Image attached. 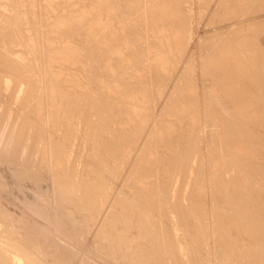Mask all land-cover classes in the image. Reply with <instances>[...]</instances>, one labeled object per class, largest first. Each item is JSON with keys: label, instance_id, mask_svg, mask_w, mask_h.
Instances as JSON below:
<instances>
[{"label": "rangeland", "instance_id": "obj_1", "mask_svg": "<svg viewBox=\"0 0 264 264\" xmlns=\"http://www.w3.org/2000/svg\"><path fill=\"white\" fill-rule=\"evenodd\" d=\"M42 1L40 0V2ZM179 2L174 1L172 3L171 10L173 12L174 18L171 16L167 19L168 22L166 23V26H168V32L165 36H161L158 33L153 32V28L146 24L145 17L143 16L146 8L145 0L144 1L114 0L113 18L118 19L120 25L122 24L121 20H124L123 23V25L125 24L124 40L126 43L129 44L131 51H133L136 54L137 58L134 62H132L130 65L127 66L122 65L123 66L122 67L121 63L117 64L118 67L116 65H113L116 67L115 69L117 72L114 73L116 75L115 76L114 74H106L104 72H107V70H103L99 68L100 65L99 57H101V54L97 53L95 58L97 66L89 70V72L87 73L91 77H96L97 75H99L100 78L108 79L111 80L112 82L117 81L119 83H122L123 85H128L127 88L131 86L130 88L134 89L133 92L134 94L135 92L137 93L140 92L141 90L142 92L140 93H144L147 97V100L148 98H150L149 102L146 104L147 112H145V114L142 116L140 120V123L142 125L139 126V128L133 127V130L132 129L128 130L130 119L125 116L128 115L126 111L129 110V106L132 103L131 101L132 99L126 102L125 98H121L113 93L106 92L108 94L107 95L103 91V86L99 82H95V80H93L95 86L97 87L96 93L97 95L100 96V97L96 96V98L108 102V108L111 113L110 115L114 114L113 115L114 120H117V124L119 126L118 130L119 131L122 130L121 132H123L124 130L125 132L128 131L126 134L124 133L128 139L127 141H129L130 144V146L129 144H127L129 146L128 153L124 154L123 152H118L115 149H113L114 153L110 155L108 158H105L103 156L97 158V156H94L93 155L94 153H92L94 152L93 151L94 147H92V145H90L86 141V139H84L85 137L90 138V135L87 133V131L84 130V125H82L83 123L78 121L79 124L77 122L75 125L76 128L75 136L77 137L79 135L78 137L79 139L76 137L72 138L70 151L73 152H69L68 155L69 161H67V159L65 161L64 160L62 161L63 164H60L61 168H58L57 162H59V160L56 159H59V157L57 156L63 154V151L57 150V148H59L61 145L57 144L58 146H56V141H55L56 138L54 136L58 135V133L61 132V134H59L60 135L59 137L62 136L64 137V133H63L64 129L63 128L58 129L57 131H55L57 133H55L52 130L53 124H56L59 121L55 117L56 116L55 107H54L55 101L53 100H56V97L54 98L52 89H54L56 92L55 95H57L58 97V103L61 105V114L63 116L68 108V104L61 98L62 94L57 83L55 81L52 82L51 80L52 78L50 77V75L52 76V73L49 74L46 71L47 68H49V70L48 69L47 70L50 71V67L49 66L47 67V64L45 62L47 61L49 64L50 58L49 56L46 57L45 52L47 49L45 48L46 45L44 46V44H47L49 40L48 28L50 25L49 23L46 22L47 12L44 9L42 11L43 5H41L42 3L41 4L39 3L37 4L38 8H37V14L35 16L36 19L32 18L33 16L27 13L28 15L27 28H30L34 30V32H36L38 39L37 42L39 43L36 44V46L38 45L39 48L38 46L34 47V50L36 52L35 55L41 58V61L39 60V58L38 60L42 62V64L43 63L46 64V65L43 64L44 65L43 66L40 63L41 66H43L41 67V71L39 69L37 70V68L34 65L29 66V69L32 71L34 75L39 74V77L41 78L39 83L42 82L41 83L42 86L40 84L41 87L40 89H42V87L43 89L46 88L45 90L42 89V91L40 92L42 96L44 95L43 98H41L42 96L40 95L38 96L42 100L45 98L44 101H47L49 104L51 101H52L51 103L54 102V104H51L50 107H52L53 111H50L51 108L49 107V110L47 108L49 104L42 101V104L46 103L45 106L48 104L46 108H44L45 106L43 107L42 105L43 108L42 111L43 113H46L47 116L45 115L46 117L43 116L40 117L41 118L40 122H38L39 124L35 123L36 126L35 127L34 123L32 122V118H35V115L33 114V112H31L33 116L30 114L32 116V118H30L31 116L29 117V114L27 113L31 111L32 96L30 98L29 96L31 94L29 96L25 95L24 97L25 99L21 96L24 95L25 93L26 85L24 86V83H21L20 84L21 87L18 85L17 88L7 87L5 85L6 86L5 88L4 83L6 82V80L7 81L11 80L9 73H7L9 72V70L6 71V69H4L5 68L4 66H2L4 68H1L0 66L1 69L0 71H2L0 72L2 73V75L0 74V81L3 80V76L5 75L4 77L5 79L3 80L4 83L2 81L0 82L1 85L3 84L2 86L4 87L3 88L2 86H0L2 90L4 89L3 90L4 95L3 92L0 93V111H1L0 112V235L1 238L2 235L7 238L11 237L10 239L16 242L17 245L20 246L22 251L23 250L27 251V252L25 251V254L28 257L30 254L32 255V256L30 255V259L32 258L33 263L36 260L37 262L35 264L37 263L39 264V262L42 264H179L180 263V259H176L177 257L174 251H171L173 252L172 254L167 249L168 238L162 234L163 232L162 229L164 227V224L166 225L167 228L168 226L167 224L170 221L171 222L169 223V226L170 225L171 227L172 225L175 226L177 221H175L176 215L175 213H173L174 210L172 208L173 206L172 203L175 202L179 203L180 200L183 202L184 197L186 196L184 194H186L187 191L189 190V186H187L189 185V183H187L189 182V175L188 173L186 175L185 174L186 172L184 170V168L185 169L187 168V165L185 164L187 155H186V159L183 158L185 157V155L183 157L181 156L183 154H186L187 152L186 153L184 152L188 149H186V147L184 149V145H181V148L175 147L176 149L169 151L170 147H171L170 149H172V146L170 145L172 141H174L175 139L171 138L172 139L171 141L164 142L165 138L162 139L163 138L162 134H164L167 130L166 124L168 123L175 124L176 123L175 121H178L180 119L179 117H182V119L185 118V120L189 122L188 124H192L191 127L193 125L196 126V127L193 126L192 128L193 130L190 129L191 132L196 133L200 131L199 135L198 134L197 135L201 138L200 140L201 142L203 140H208L209 138L211 139V137H209L210 135L208 134L209 133L208 131H210L209 125L212 122L210 119L212 115L210 117L208 116V119L207 118L204 119V115L205 117H207L206 113L208 114V110H204V108L205 109L206 107L211 108L214 112H216L220 108L217 106L215 102L211 103V101L215 100L217 97H220V95H222L223 92L227 91V86L225 85V83H220L216 79H214L217 69L212 63L211 59L212 58L214 59L215 57L223 56L224 59L229 57L230 60L233 61L236 60L240 72H241V67H246L251 70L255 66H256L255 67L256 70H258V68L259 69L264 68V0H206L204 2L206 4L205 10L203 9H202L203 11L201 10L202 13H204V15L201 14L200 15L201 17L199 16L198 18V22L200 23L198 24L199 26L198 33L196 36H193L192 31L194 28L192 27L193 21H191L190 37H188L189 35L187 36V31L189 27L188 22L190 23V17L191 20H193V17L191 15H189L188 17L187 12L185 11V7L188 5L187 11L192 13V10H194V8H192L191 5L192 0H179ZM44 4L46 5V3ZM5 7L6 4L5 5L3 4V6H1V2H0V14H1L0 38L6 44L5 46L7 50H11L9 51L11 52L9 53L10 55L13 54V56L17 58L21 57L23 59L22 60L23 62H25L24 60H26L25 58H27L26 56H28V59L30 58L28 62L30 61L32 62L31 51H29L27 46L24 45L22 42L17 41L14 37L15 35H12V30H11L12 27L9 25L12 22L10 21L9 24L8 22H5L8 19V17L11 16V20L13 21L12 24L15 25L17 23L16 21H18L19 19L17 17L18 16L17 8L16 6L11 7L12 9L10 7H6V8ZM119 12L123 14V19L119 17L118 15ZM40 13L41 14L44 13L45 16L43 14L41 15ZM194 13L197 14V12ZM14 25L12 26L14 27ZM79 26L80 27L75 29L79 34V38H80L79 41L94 46L96 50L100 49L103 54L102 49H105L104 45L99 46V42H97L98 40L95 38L92 39L90 36L85 34L83 31L84 30L83 26L81 25ZM176 35L178 36L179 39L178 41L174 39ZM42 45L44 46V49L43 47L40 48V46ZM37 48L39 51L37 50ZM41 49L45 51H42ZM28 62L27 64H31V62L30 63ZM121 67L124 68L125 72L122 71ZM13 69L16 70L15 68H12V72L10 71L12 74L14 72L16 73V71H14ZM11 73L10 75L14 76V74L12 75ZM244 73L246 72L244 71ZM117 75L119 77H122L124 75V80L123 81L117 80L115 78L117 77ZM20 80H22V78L18 79L17 81ZM233 81L234 84L237 82V80L235 79ZM263 82H264L263 78H258L256 82L257 87L261 85ZM253 87L254 88L256 87L255 81L253 82V85L250 88L252 89ZM11 88L13 89V91ZM48 89H50L51 92ZM259 90L261 91L262 89L259 88ZM8 92L10 93L13 92L12 94H10L12 97H10L9 94H8L9 96L6 94ZM13 94L15 95V97ZM18 96L20 98L22 97L21 99L25 101L24 104L22 105L18 104L17 102ZM13 97L15 98L13 99L14 101L12 100ZM48 97L50 98V100L53 98V100L50 101ZM9 98L11 100H9ZM29 100L31 101L30 103ZM10 101H13L14 105L11 106L12 102L10 103ZM25 104L28 107L29 106L30 107L28 108ZM17 105L20 106L16 107ZM182 106L186 107L188 110H190L193 113V115H195L196 118L189 119L191 120V123L188 120V118H186V116L182 115V111H183ZM19 107L20 109L22 108L21 111L19 110ZM12 109H14L15 112H12L14 111ZM28 109L30 110L27 111ZM45 109L46 112H44ZM18 111H20L19 115L22 114L20 117H22L23 114L24 115L27 114L26 116L28 118L26 116H23L24 119L21 118L23 119V121L19 120L24 124L26 123L25 125L27 126H24V124L18 122L19 127H17V123L15 121L18 115L17 113ZM47 111H49V113L52 112L51 114L53 116L50 115ZM49 115L52 118L54 117L53 118L54 123H51L53 119L49 120L51 118V117L49 118ZM13 117L15 118V120ZM187 117H189V115ZM42 118L45 120L47 119L45 123L42 122L43 120ZM177 118L178 120H175ZM206 119L210 121L208 123L209 125L206 123V121H204ZM173 120L175 121L173 122ZM28 121L32 123V125L28 126V124H30ZM62 122L65 123L64 121ZM198 122H200V124ZM122 123L124 124V126L122 125ZM20 124L22 126V129H20L21 128ZM197 124L199 126H197ZM120 126L123 127L120 129ZM13 127L16 128L14 129ZM17 128L22 131L17 130ZM24 129H27L25 131L29 130L28 132H25V135L22 133ZM114 129H115L114 132L118 131L116 128ZM195 129L198 131H196ZM207 129L208 131L206 132ZM11 130L14 132H11ZM18 131L21 132L20 136L24 135L26 139L22 137V139L19 140L20 136H18L19 135ZM121 132H116V135L119 136ZM12 133L13 136L11 137ZM9 135L11 138L9 137ZM51 135H53L52 138L54 137V139L50 137ZM14 137H16V139ZM202 137L205 139H202ZM207 137L209 138L206 139ZM75 138L78 140H74ZM52 140H54L55 142L54 144ZM178 145L179 144L177 143V146ZM73 146L76 147H74L72 150ZM77 146L78 148L80 147L81 148L77 152H75ZM113 146H115V144H113ZM37 147H41V148L43 147V148L39 150V148ZM96 148L97 146L94 148V150ZM59 149H63V148L60 147ZM177 149L178 151H176ZM41 150L43 151L44 154L42 153L39 154ZM59 151L61 152L59 153ZM150 152L152 153L155 152L157 154L153 155ZM165 152H166L165 155H169L170 153L177 154L176 155L177 157L174 156V158L171 155L170 160H172V163L173 162L175 163L174 166L177 167V168L175 167L176 175L179 176H175L176 181L174 180L172 186V192L168 195L167 200H165L167 198L166 195L163 194L160 195H162V197H166L164 199L158 197L159 193L157 194L152 193L151 194L152 196L148 195V198L154 196L156 201H158L159 199L162 200L161 203L164 202V204L161 205L165 207L164 208L165 211L161 210L163 212L162 213L160 211V208L163 207H161L160 204L154 205L153 208H150L152 207L151 205L150 206L146 205L147 207H149V209L148 208L146 209L145 211L146 213H150L151 211H153L151 209L155 208L153 211L154 214L153 212H151L154 215V219L152 215L148 214L150 215L151 220L152 219L154 220V221L152 220V223L154 222L153 223L154 227L149 228L150 230L149 231L148 227L150 226L148 224H145L146 220H143V222L141 220L142 216L143 219H145L144 218L145 214L142 216L139 215L141 213H144L141 212L142 210H140L143 208V206H139V204L134 203V201H136L137 198H139L137 197L139 196L137 193L140 190L137 188L138 187L137 184L138 181L140 180L139 177L141 176L142 172L147 171V165L151 164L150 163L151 161H148L149 160L148 156L157 157L159 155L164 154ZM167 152H169V154H167ZM178 152H181L183 154L180 153L178 154ZM97 153L98 152L95 150V155ZM70 155H73L71 156V159L69 158ZM76 156H78V158ZM172 158L174 159V161ZM181 158H183L184 160L183 159L181 160ZM179 160L181 161L180 164L182 165L179 164L180 162ZM109 162H113L115 168L109 169L110 166ZM184 165L186 166L184 168H181L183 169L182 170L183 172L178 171L179 174H177V170H179L180 166L183 167ZM75 166L79 168V169L76 168V170H78L77 173L78 176L83 175L84 170H89L96 178L102 176L105 179L106 181L105 189L107 192L108 199L100 203L96 208H93V206H90L88 208L85 206H81L82 204L80 200L83 194L80 192L78 193V190L77 191L74 190L76 188L73 189L71 188V186L76 187L75 184L77 183L78 180L77 179L78 177L77 175L75 176L76 173L74 172ZM59 169H63V171ZM56 171L58 173H56ZM180 172L182 174H180ZM59 173L60 175L61 174L65 175L66 178L64 176L62 177L61 175L62 177L61 180L60 175H58ZM71 174L74 175L73 176L74 179ZM177 178H179L180 180ZM70 180L73 181L75 180V181L74 182L72 181L70 183ZM244 180L246 182L247 188L250 190V193L256 192L255 197H259L258 210H261L263 213L264 181L258 182L259 178L258 177L253 178V175L250 177H244ZM60 182L61 184L66 183V186H68V188L67 187L64 188L66 192L68 191L67 193L71 192L69 193L70 196L64 193L65 192L64 188H61L63 186L59 187L60 189L63 190H59L58 186L60 185H58V183ZM235 187L238 189H242V187L239 184H235ZM56 188L58 190H56ZM66 188L67 189L71 188V189L67 190ZM58 191L60 192L64 191L63 193L65 195L62 192L60 193ZM60 194L61 196L62 195L64 196L61 197ZM71 194L73 195V197ZM175 194H177L178 197L175 196ZM78 195L79 197H77ZM246 195L247 194H245L244 196L237 195L235 197L236 201L237 202L243 201V198L246 199L248 197V196L246 197ZM58 196L59 198L60 197L61 198L59 199ZM65 196H68L69 198ZM73 198L76 200V203L73 202L75 201ZM119 198L126 200V202H128L129 205L130 204L132 206L134 205V207L132 206L130 207L128 204L127 207H125V205H122L121 207L120 204L117 203V199ZM67 199H69V201L71 200L70 201L71 205L68 204L69 202H67L68 201ZM77 200H79L81 205H79ZM155 206L160 207V208L157 207L159 211L156 209ZM169 207L171 208L169 209ZM136 208H138L139 211ZM167 210L168 212L172 211V213L170 212L172 217L167 212ZM156 212H158L159 214L161 212L163 215L165 214V212H167L166 213L167 216L164 217L165 215L162 216V214H160L161 215L160 216ZM164 219L167 221L164 222L165 221ZM141 222L144 223V225H142ZM161 222H164V224L162 225ZM182 224H180L181 227ZM147 225L148 227L145 228V226ZM184 226L187 227V225L185 224ZM186 227H184L185 229L184 228L182 229L183 231L181 230L177 232L173 231V234L175 233L174 235H176L178 233L181 234L183 232L184 234L183 233L182 234L184 235V240L187 238L191 240L192 239L191 232H189L190 231L189 227L187 229ZM106 232L110 233L109 234L110 239L106 237L105 235ZM186 232L187 233L189 232L187 234L188 237L187 236L185 237ZM112 236L114 239L112 238ZM215 238L216 236L211 237L210 242L213 244H211L212 247L210 249V254L208 259L210 260V264H222L223 257L221 256V250H220L222 249V247L218 243L219 241L218 238H216V243H215ZM187 240H185L186 244H188L189 242V240L188 241ZM21 242L24 244H22ZM114 244L116 247L115 248L116 251L114 249ZM188 246L189 245H187V247ZM146 247H147V251L148 250L149 252L150 250L152 251L150 252V254L145 256L148 253L145 250L146 253L145 254L143 253L142 257L145 256L146 258L144 257L142 258L140 257L142 252L140 251L141 249L142 251H144ZM109 248L111 250V253H109ZM140 258L142 259V261ZM147 259L150 260L147 261Z\"/></svg>", "mask_w": 264, "mask_h": 264}, {"label": "bare ground", "instance_id": "obj_2", "mask_svg": "<svg viewBox=\"0 0 264 264\" xmlns=\"http://www.w3.org/2000/svg\"><path fill=\"white\" fill-rule=\"evenodd\" d=\"M142 1H144V0H142ZM174 1L179 2V0H145L146 8H145V12H144L143 16L145 17L146 24L153 28V32H156L161 36H165L167 34V32H168V26H166V23L168 22L167 19L171 16L174 18L173 12L171 10V5ZM205 1L206 0H192L191 5H192V8H194V10H192V13L187 11L188 5L185 7V11L187 12L188 17H189V15H191L193 17V20H191V17H190V23L188 22V25H189L188 31H187V36L189 35L188 37H190L191 21H193L192 27L194 28L192 31L193 36H196L198 33V30H199L198 24H200L198 22V18L201 14L204 15V13H202V11L205 10V5H206L204 3ZM0 2H1V6H3V4L4 5L6 4V7H10V8L16 6L17 14H18L17 17L19 18V19L16 18V19H18V21H16L17 23L15 25L12 24L13 21L11 20V16H9L5 22H8V24L10 23V21L12 22L11 24H9L13 28V29L11 28L12 35H15L14 36L15 39L19 42H22L24 45H26L27 48L29 49V51H31V53H32V55L30 53L32 62L30 61L31 64H27L28 60L30 59V58L28 59V56H26L27 58H25L27 61L24 60L26 62L25 63L22 61L23 59L21 57H20L21 58L20 59V58L14 57L13 54L10 55L9 53H11V52H9V51H11V50H7V48L5 46L6 44L0 38V66H1V68L5 67L4 69H6V71L9 70V72H7V73H9V76L11 79V80L9 79L10 81L6 80V82L4 83V81H3L5 79L4 78L5 75H4L3 80H1V81L4 83L5 88H6V86L17 88V86L18 85L20 86L21 83H24V86L26 85L25 93H24V95H21V96L23 98L25 97V95L29 96L31 94L29 96L30 98L32 96V98H31V100H32L31 111L27 112L30 110V109H28L26 112L29 114V117L32 115L31 112H33V114L35 115V118H32L33 115L30 117V118H32V122L34 123V126H35V123L40 122V119H41L40 117H42V116L46 117L47 116L46 113H43V111H42V109H43L42 105L44 107L45 104L48 102L44 101L45 98L43 100L41 99V98H43L44 95L42 96V94L40 93L42 91L43 87H42V89H40L41 88L40 84L42 82L39 83L41 80V78L39 77V74L34 75L32 73V71L29 69V66L34 65L37 68V70L39 69L41 71V67H43L44 66L43 64H45V63L42 64V62H40L41 58H39L35 55L36 52L34 50V47L36 46V44H39V43L37 42L38 39H37L36 32H34V30H32L30 28H27V24H28L27 13L32 15L33 16L32 18H35L36 14H37V8H38L37 4H39V3L40 4L42 3L41 5H43L42 11L44 9L47 12L46 13L47 14L46 22L49 23V25H50L48 28L49 40H48L47 44H44V46L46 45L45 48L47 50H46L45 54H46V57L49 56L50 61H49V64L47 61H45V62L47 64V67L48 66L50 67L51 72L48 71L49 68H47L48 70L46 69V71L49 74L52 73V76L50 75V77L52 78L51 79L52 82L55 81L57 83V85L60 88L61 94H62L61 98L65 102H67V104H68V108L65 111L64 116H63L61 114V105L58 103V97H57V95H55L56 92L54 89H52L54 98L56 97V100H53V98H52L53 96L51 97L52 98L51 100L55 101V106H54L55 107V114H56L55 117L57 118V120H59L56 124H53L52 130L55 132L58 129H61V128L64 129V132H63L64 137L63 136L59 137L60 136L59 134H61V132H59L58 135H56L57 137L54 136L56 138V140H55L56 146H58L60 144L61 145L60 147L63 148V149H59L60 147L57 148V150L63 151V154H61V155L58 154L59 156L56 155L57 157H59V159H56V160H59V162H57L58 168H61L60 164H63V162H62L63 160L65 161L67 159V161H69L68 160L69 152H73V151H70L71 150L70 145H71L72 138L76 137L75 136L76 135L75 134V132H76L75 131L76 130L75 125L78 121L83 123V124L82 123L81 124L84 125V130L87 131V133L90 135V138L85 137L84 139H86V141L90 145H92V147L95 148L97 146V148L95 150L98 153L96 155H95L94 148H93L94 152L91 151L92 153H94L93 154L94 156H97V158L102 157V156L105 158H108L110 155H112L114 153L113 149H115L118 152H123L124 154H127L130 144H129V141H127L128 139L125 136V134L128 131L126 130L127 132H125V130H124L123 132H121L122 130H120V131L118 130L119 126L117 124V120H114V116H113L114 114L110 115L111 113H110V110L108 108V102L105 100L96 98V96H98V97H100V96L97 95V93H96L97 87L95 86L93 80H95V82H99L103 86V91L105 94L113 93V94H115L121 98H125L126 102L132 99L131 100L132 103L130 104L131 101L129 102V104H130L129 110L126 109L127 110L126 112L128 113V115L125 116V114H127V113L124 114L125 117H128L130 119L128 130H130V129L133 130V127L139 128V126L142 125L140 123V120H141L142 116L145 114V112H147L146 111V109H147L146 104L149 102L150 98H148V100H147L146 95L144 93H140V92H142L141 90H140V92H137V93L135 92V94H136L135 95L133 93L134 89L130 88L131 86L129 88H127L128 85H123L122 83H119L117 81L112 82L111 80L100 78L99 75H97L96 77H91L87 73V72H89V70H91L92 68L97 66L96 61H95L97 53L101 54V57H99V60H100L99 68L103 69V70H107V72H104L106 74L117 73L116 69H115L116 67L113 65L117 66V64L121 63V66L122 65L127 66V65H130L132 62H134L137 58L136 54L133 51H131L129 44L126 43L124 40V33H125V24L123 25L124 20H121L122 24L120 25L119 20L116 18H113V16H114V11H113L114 0H44L42 2H40V0L39 1L38 0H0ZM44 3H46V5ZM179 4H180V2H179ZM193 5H194V7H193ZM194 12H197V14ZM10 14H11V12H10ZM42 14L45 16L44 13H42ZM118 15L121 19H123V14L121 12H119ZM201 23H202V21H201ZM5 24H7V23H5ZM12 25H14V27ZM79 25L83 26V28H84L83 31L85 34L90 36L92 39L95 38L98 40L97 42H99V46L104 45L105 49H102L103 54H102L100 49L96 50L94 46L88 45V44H85V43H82L79 41L80 40L79 34L75 30L76 28L80 27ZM174 39L176 41L179 40L177 35L174 37ZM44 46L42 45V46H40V48L43 47V49H44ZM38 48H39V46H38ZM38 48H37V50H38ZM24 50H25V47H24ZM42 51H45V50H42ZM33 52H35V53H33ZM94 54H95V57H94ZM40 55H41V53H40ZM38 58L40 61L38 60ZM211 60L217 69L214 79H216L220 83H225V85L227 86L226 92H223V94L220 95V97H217L215 100L211 101V103L215 102L220 109H218L216 112H214L211 108H207L206 106H205L206 109L204 108V110H208V114H210V115H208L206 113L207 117H205V115H204V119L205 118L208 119V116L210 117L212 115V117H210V119L212 121L210 125L208 124L210 121H208L207 119L204 120L209 125L210 131H208V129H207L206 132L207 131L209 132L208 134L210 135L209 137H211V139L209 137H207L206 139L209 138L208 140H203L201 142L200 141L201 138L198 136L200 131L196 132V133L191 132L190 129H192L194 125L191 127L192 124H188L189 122L186 121L185 118L182 119V117H179L181 120L180 119L178 120V118L175 119L178 121L173 120V122L174 121L176 122L175 124L174 123L166 124V126H167L166 132L165 133L163 132L164 134H162V132H161V134L163 135L162 139L165 138L164 142L171 141L172 140L171 138L175 139L174 141H172V143L170 145V146H172V149H170L171 147L170 148L168 147L169 151L176 149L175 147L181 148V145H184V149H185V147H186V149H188L185 152L182 151L184 153L187 152L186 154L178 152V154L179 153L183 154V155H181L182 157L185 155V157H183L184 159H186V155H187V159L185 161L187 168L186 169L184 168L186 165H184L183 167L180 166L179 170H177V174H179L178 171L183 172L182 171L183 169H181V168H184V170L186 172L185 174L187 175V173H188V175H189V182H187V183H189V185H187V186H189V190L187 191L186 194H184V195H186L184 197V201L182 202L180 200V202L178 201L179 203L175 202V203H172L173 206L171 205L173 210H174L173 213H175V215H176L175 221H177V222H176V224L173 223V224H175V226L172 225V227H171V225L169 226V223L171 221L168 220L170 222L169 223L167 222L168 226L166 228V225L164 224V222H166L167 220L164 219L165 221L161 222L162 225L164 224V227L162 229L163 230L162 234L168 238L167 249L170 252L174 251V253L177 257L176 259H180L179 264H210V260L208 259V257L210 254V249L212 247L211 244H213L210 242V240H211V237H213V236H216V238L219 239L218 243L222 247V249H220L221 250V256L223 257L222 264H264V206H263V213H262L261 210H258L259 197H255L256 192L250 193V190L247 188L246 182L244 180V177H250L253 175V178H255V177L259 178L258 182L264 181V177H263L264 176V82L261 85H259L258 87L256 84L258 78L264 79V68H261V69L258 68V70H256L255 69L256 66H255L251 70V69H248L246 67H241V72H240V70L238 69L237 61L236 60H234V61L230 60L229 57L224 59L223 56H221V57H215L214 59L212 58ZM30 62H28V63H30ZM40 63L43 66H41ZM102 63L104 64V66ZM244 64H245V62H244ZM2 66H4V67H2ZM11 67L16 69V70L13 69L14 71H16V73L13 71L14 76L10 75V73L12 72ZM122 67H121V69H122V71H124V68H122ZM119 69H120V67H119ZM243 69L246 73H244ZM254 69H255V71H254ZM0 72H2V71H0ZM218 72H219V74H218ZM0 74L2 75V73H0ZM7 77H6V79H7ZM21 78L24 82L22 80H20L22 82L17 81L18 79H21ZM115 78L117 80L123 81L124 75L122 77H119L117 75V77H115ZM234 79L237 80V82L235 84L233 81ZM125 80H127V79H125ZM254 81H255L256 87L255 88L253 87L251 89L250 87L253 85ZM2 85L0 83V86H2ZM41 86H42V84H41ZM259 88H261L262 90L260 91ZM45 89H43V90H45ZM0 90H1L0 91V93H1V92H3L4 89L2 90L0 87ZM48 90H50V89H48ZM221 90H222V88H221ZM12 91H13V89H12ZM50 92H51V90H50ZM12 93L13 92H11V93L8 92L6 94L10 95ZM3 95H4V92H3ZM38 95H40L42 97L40 98ZM50 95H52V94H50ZM10 97H12V96L10 95ZM14 97H15V95H14ZM14 97L12 98V100L15 99ZM6 98H8V97H6ZM21 98L19 96L17 97V102L20 105L25 103V101ZM28 98H26V99H28ZM9 100H11V99L9 98ZM49 100H50V98H49ZM13 101H10V103L12 102L11 106L14 105ZM42 101H44L46 103L42 104ZM30 102L31 101L29 100V103ZM51 102H50V104L48 103L49 104L48 107H47V105H48L47 104L44 108L47 107L49 110V107L51 106V104H54V102L53 103H51ZM20 105H17L16 107H18ZM50 108H51L50 111H53L52 107H50ZM21 109L19 107L20 111H21ZM12 110H14V109H12ZM17 110H18V108H17ZM182 110H183L182 115L186 116V118H188V120L192 119V118L193 119L196 118L195 115H193V113L190 110H188L186 107L182 106ZM20 111L17 112L18 115H17L16 121H15L17 123V127H19L18 122L22 123L19 120L23 121V119H24L23 116L27 115L25 113L26 115L23 114V116L20 117L22 115V114L19 115ZM12 112H15V110ZM44 112H46V109ZM47 112L49 113V111H47ZM205 112H207V111H205ZM51 113H49V114L52 115ZM186 114H188L189 117H187L188 115H186ZM50 115H49V118L51 117ZM116 115H118V114H116ZM21 118H23V119H21ZM53 118L51 117L49 120H52ZM112 118H113V120H112ZM9 119H10V117H9ZM47 119H48V117H47ZM63 119H65V120H63ZM129 119H127V120H129ZM199 119H201V118H199ZM12 120H11V122H12ZM14 120H15V118H14ZM46 120L43 119L42 122L45 123ZM62 121H64L65 123H63ZM189 121L191 123V120H189ZM79 122H78V124H79ZM170 122H172V121H170ZM200 122H198V123L200 124ZM51 123H54V119L51 121ZM22 124H24V123H22ZM25 124H24V126H27ZM29 125H32V123L28 124V126ZM122 125L124 126L123 123H122ZM20 126H21V124H20ZM41 126H43V125H41ZM78 126H77V128H78ZM123 126H120V129ZM197 126H199V125L197 124ZM194 127H196V126H194ZM13 128L15 129L16 127H13ZM114 128H116L118 130L116 132H121L122 134L120 133L121 135L119 134V136H117L116 132H114V130H115ZM20 129H22V126ZM20 129L17 128V130H20ZM27 129H24V131L22 132L24 135H25V132L29 131V130L25 131ZM163 129H164V127H163ZM196 129H198V128H196ZM12 130H11V132H14ZM20 131H22V130H20ZM78 131H80V130H78ZM196 131H198V130H196ZM52 132H51V134H52ZM18 133H19L18 136H20L21 132L18 131ZM18 133H15V134H18ZM37 133H40V132H37ZM55 133H57V132H55ZM55 133H53V134H55ZM10 135H9V137H10ZM24 135L20 136L19 140L22 139V137H24V139H26ZM122 135H123V138H122ZM12 136H13V133H12L11 137ZM52 136L53 135H51L50 137L52 138ZM204 136H205V134H204ZM36 137H38V136H36ZM50 137H49V139H50ZM54 137L52 139H54ZM78 137H79V135L76 138H78ZM14 138L16 139V137H14ZM76 138L74 140L79 139V138L78 139H76ZM202 139H205V138L202 137ZM46 140H48V139H46ZM21 142H22V140H21ZM49 142H50V140H49ZM52 142H53V144L55 143L54 140H52ZM177 143L179 144L178 146H177ZM202 143H204L205 145ZM33 144H34V141H33ZM62 144H63V147H62ZM75 144H77V143H75ZM113 144H115V146H113ZM127 144H129V146ZM202 145H203V148H202ZM82 146H84V145H82ZM74 147H76V146H73L72 150ZM31 148H32V146H31ZM37 148H39V150H40L43 147L42 148L37 147ZM80 148H78V146H77V148H76L77 150L75 149V152H77ZM179 150H182V149H179ZM41 151L39 154H41V153L44 154L43 153L44 149L42 152ZM48 151H47V153H48ZM176 151H178V149ZM60 152L61 151H59V153ZM56 153H58V152H56ZM150 153H152V152H150ZM152 154L155 155L157 153L154 152ZM152 154H150V155H152ZM165 154H166V152L162 155H159V156L156 155L157 157L148 156V158H149L148 161H151L150 162L151 164L147 165V171L142 172L141 176L139 177L140 180L138 181V184H137V186H138L137 188L140 190L137 193L139 195L137 197H139V198H137V200L134 201V203L139 204V206H143V208L140 210H142L141 212H144V213H141L139 215L142 216L145 214L144 215L145 219H143V216H142L141 220H142V222H143V220L147 221V223L145 221V224H148L150 227H148V225H147V226H145V228L148 227V230H149V228L154 227V225H153L154 222L152 223V220L154 219V215H153L154 212L153 211L155 208L151 209V210H153V211H151V212H153V214L151 212L146 213L145 212L146 209L147 208L149 209V207H147L146 205H149V206L151 205L152 207H150V208H153L154 205L160 204V206L163 207V205H161V204H164V202L161 203L162 200H160V199H159L160 201L159 200L156 201L154 196L153 197L149 196L150 198H148V195H151L152 193H156V194L159 193L158 197H160L161 199L162 198L164 199L167 197L165 199V200H167L168 195L172 192V186H173V183L175 180V176H179V175H176V168L177 167L174 166L175 163L174 162L172 163V160H170L171 155L174 158V156L177 157L176 156L177 154L173 153L174 154L173 155L172 153L169 154V152H167V154H169L170 156L165 155ZM73 155H74V153H73ZM73 155H70L69 158L71 159V156H73ZM76 157L78 158V156H76ZM143 158H144V156H143ZM183 158H181V160ZM167 159H169V160H167ZM173 161H174V159H173ZM60 162H62V163H60ZM180 163H181V161L179 162V164ZM109 164H110L109 169L115 168V165H113V162H109ZM183 164H184V162H183ZM180 165H182V164H180ZM63 167H64V165H63ZM76 168H78V167L75 166V171H74L76 173V174L74 173L75 176L78 173V170H76ZM59 170L63 171V169H59ZM83 172H84L83 175H79V176L77 175L78 180H77V183L75 184L76 187L71 186V188L72 189L76 188L74 190H76V191L78 190V193L80 192L83 194L82 196L80 195L81 196L80 202L82 205L80 204L79 200H77L79 205L85 206L87 208L90 206H93V208H96L100 203H102L108 199L107 192L105 189L106 181L102 176L96 178L91 173V171H89V170H84ZM106 172H108V171H106ZM181 172H180V174H182ZM56 173H58V172L56 171ZM58 175H60V173ZM61 175H62V177L63 176L65 177V175H63V174H61ZM61 175H60V177H61ZM73 176L74 175H72V177ZM80 176H82V177H80ZM62 177H61V180H62ZM79 177H80V180H79ZM65 178H63V179H65ZM73 179H74V177H73ZM177 179H179V178H177ZM56 181H58V180H56ZM72 181L73 180H70V183ZM61 182L58 183V185H60V186H58L56 184L58 186V188L61 186H63L61 188H64V187L68 188V186H66V183L61 184ZM63 182H64V180H63ZM179 182H181V181H179ZM235 184H239L242 187V189L236 188ZM71 188H69V189H71ZM69 189H67V190H69ZM56 190H58V189L56 188ZM59 190H63V189L59 188ZM64 191H63L64 193H66L70 196L69 193H71V192L67 193L68 191L66 192L65 188H64ZM58 192H60V191H58ZM236 192H237V194H236ZM156 194H155V196H156ZM160 194L166 195V197H162V195H160ZM245 194H247L246 197L248 196L246 199L243 198V201H241V202L236 201L235 197L237 195L238 196H240V195L244 196ZM64 195H62V196H64ZM76 195H77V193H76ZM60 196H61V194H60ZM173 196H174V194H173ZM175 196H177V194H175ZM65 197H68V196H65ZM72 197H73V195H72ZM77 197H79V195ZM58 198H59V196H58ZM74 198H76V197H74ZM135 198H132V199H135ZM152 198H154L155 201ZM169 199H170V197H169ZM67 200H68L67 202H69L68 204H70L71 200L70 201H69V199H67ZM239 200H241V199H239ZM174 201H175V199H174ZM63 202H62V204H63ZM73 202L76 203V200ZM169 202H170V200H169ZM117 203L120 204L121 207H122V205H125V207H127V204H128V202H126V200H124L122 198L117 199ZM166 203H167V201H166ZM166 203H165V205H166ZM129 206L131 207L132 205L130 204ZM74 207H76V206H74ZM132 207H134V205ZM135 207H136V205H135ZM155 207L157 209V207H159V206H155ZM164 208L165 207L160 208V211L161 210L165 211ZM170 208L171 207H169V209ZM70 209H69V211H70ZM136 209L138 210V208H136ZM73 211H75V210H73ZM172 211H170V212L172 213ZM161 212H160V214L163 213V212L162 213ZM167 212H168V210H167ZM167 212H165V214H164L165 216L163 214H162V216L166 217ZM170 212H168V213L170 214ZM156 213H158V212H156ZM148 214L153 216L152 220L150 218V215H148ZM170 216H171V214H170ZM160 218H162V217H160ZM142 222H141V224L144 225V223H142ZM182 222H183V224H182ZM180 224H182V227L180 226ZM184 224L187 225V227L184 226ZM155 226H156V223H155ZM183 226L186 227V229L189 227V230H190L189 232H191L192 239L189 240L187 238L189 240L188 244H186V241H185L187 239L184 240V235H183L184 233L183 232H182L183 234L182 233L181 234L178 233L176 235H174L175 233L173 234V231H176V232L179 230L183 231L182 230L184 228ZM112 229H114V228H112ZM151 230H153V229H151ZM188 233L186 232L185 237L187 236ZM1 234H3V233H1ZM109 234L110 233L106 232L105 235H106V237H108L110 239ZM10 238L11 237H8V238L4 237L3 235L1 238V235H0V264H35L37 262V260H36L33 263L32 258L30 259L31 254L28 253V254H30L28 257L25 254L26 250L25 251L23 250L24 251L23 252L21 250L20 246L17 245V243L14 242ZM112 238H113V236H112ZM189 238H190V235H189ZM216 238H215V243H216ZM18 244H20V243H18ZM22 244H24V243H22ZM187 245H189L188 246L189 250H188ZM115 248L116 247L114 244V249ZM142 248H143V245H142ZM145 250L147 251V247L144 249V251ZM115 251H116V249H115ZM144 251H142V249H141L140 252H142V254L140 255V257H142L143 253L144 254L146 253V251L145 252ZM151 251L152 250H150V252ZM147 252L148 253L145 256L150 254L149 250ZM109 253H111L110 248H109ZM171 253L173 254V252H171ZM151 255H153V254H151ZM145 256H143V257L146 258ZM149 258H150V256H149ZM33 259H36V258H33ZM136 259H138V258H136ZM149 260L147 259V261H149ZM141 261H142V259H141ZM39 264H42V263L39 262Z\"/></svg>", "mask_w": 264, "mask_h": 264}]
</instances>
